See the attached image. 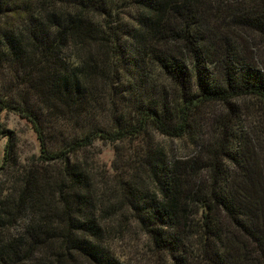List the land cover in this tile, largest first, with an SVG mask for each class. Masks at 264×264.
I'll return each instance as SVG.
<instances>
[{
  "label": "trees",
  "instance_id": "obj_1",
  "mask_svg": "<svg viewBox=\"0 0 264 264\" xmlns=\"http://www.w3.org/2000/svg\"><path fill=\"white\" fill-rule=\"evenodd\" d=\"M262 57L264 0H0V114L39 147L0 130V264H264Z\"/></svg>",
  "mask_w": 264,
  "mask_h": 264
},
{
  "label": "rangeland",
  "instance_id": "obj_2",
  "mask_svg": "<svg viewBox=\"0 0 264 264\" xmlns=\"http://www.w3.org/2000/svg\"><path fill=\"white\" fill-rule=\"evenodd\" d=\"M231 36L235 37V39L232 40L234 41V45L237 46L238 40L241 39L242 42L244 43V46H246L247 49L250 48L252 50V51H247V53L250 54L249 56H254L255 54L263 53L262 49L256 51V46H258L257 45L258 42H256L255 38H245L238 31L232 32ZM257 58H261V57H257ZM262 60H264V57H262ZM217 110L219 111V109ZM2 127L4 129H8L12 131L16 135L18 139V151L24 160L30 159L32 155L38 153L39 147L36 136L31 130L30 125L24 119H21L18 115L14 113H2L0 114V130L2 129ZM5 144H6V140L0 136V164L4 156ZM167 144L172 148L179 149L183 153L188 150V148L187 149L184 148L182 146V143H180L179 141L167 142ZM96 149H98V151L100 152L99 153L100 155L96 156V161L99 162V167L103 166L107 169L111 168L112 163L116 159L115 148L110 144L102 145L101 143H98L96 144ZM135 227L132 226L130 228L129 235L132 236L133 239L135 238L138 240L140 233H138V229H136ZM140 243L143 244L142 238L140 239ZM120 244L122 247L125 246L123 243ZM116 246L118 250L119 243H117ZM121 251L123 252L122 254L127 255L128 258H133L132 253H129L128 250L124 249Z\"/></svg>",
  "mask_w": 264,
  "mask_h": 264
}]
</instances>
